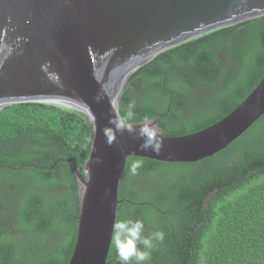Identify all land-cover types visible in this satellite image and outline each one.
<instances>
[{
	"label": "trees",
	"instance_id": "trees-1",
	"mask_svg": "<svg viewBox=\"0 0 264 264\" xmlns=\"http://www.w3.org/2000/svg\"><path fill=\"white\" fill-rule=\"evenodd\" d=\"M263 77L264 15L159 53L130 76L119 113L135 101L133 121L162 115L164 133L189 134L229 114ZM93 137L87 117L59 105L0 109V264H69L80 215L73 162L82 169ZM118 196L117 219L165 233L148 264H264V115L196 162L128 157ZM107 263L117 264L112 244Z\"/></svg>",
	"mask_w": 264,
	"mask_h": 264
},
{
	"label": "water",
	"instance_id": "water-1",
	"mask_svg": "<svg viewBox=\"0 0 264 264\" xmlns=\"http://www.w3.org/2000/svg\"><path fill=\"white\" fill-rule=\"evenodd\" d=\"M263 15L264 0H0V109L49 103L93 123L82 169L69 160L80 204L69 264H108L128 157L196 162L228 147L264 115L263 77L234 110L206 128L168 135L160 127L159 155L140 151L127 133H114L117 143L108 146L102 129L110 117H121L130 76L169 48ZM98 95L103 99L97 103ZM161 118L151 119L159 125Z\"/></svg>",
	"mask_w": 264,
	"mask_h": 264
},
{
	"label": "clouds",
	"instance_id": "clouds-1",
	"mask_svg": "<svg viewBox=\"0 0 264 264\" xmlns=\"http://www.w3.org/2000/svg\"><path fill=\"white\" fill-rule=\"evenodd\" d=\"M94 99L98 103L103 97L98 95ZM135 108L136 102L131 101L126 108V117L109 118L108 126L102 129L105 143L112 146L117 143L114 133H127L138 141L140 151H151L159 155L164 147L162 130L148 116L143 117L138 123H132ZM96 160L99 161L100 157ZM137 167L139 165H134L133 171ZM164 238L163 231L146 228L143 219L125 216L115 220L112 225L111 244L116 253L117 264H148L152 250Z\"/></svg>",
	"mask_w": 264,
	"mask_h": 264
}]
</instances>
